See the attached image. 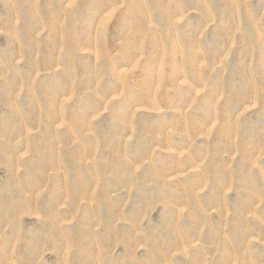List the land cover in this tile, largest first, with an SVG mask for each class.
<instances>
[{
    "label": "rangeland",
    "instance_id": "obj_1",
    "mask_svg": "<svg viewBox=\"0 0 264 264\" xmlns=\"http://www.w3.org/2000/svg\"><path fill=\"white\" fill-rule=\"evenodd\" d=\"M0 264H264V0H0Z\"/></svg>",
    "mask_w": 264,
    "mask_h": 264
}]
</instances>
